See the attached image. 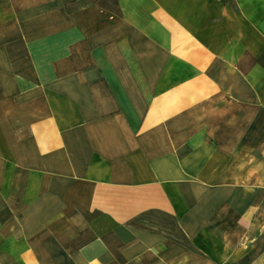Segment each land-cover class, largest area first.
Returning <instances> with one entry per match:
<instances>
[{"label": "crops", "instance_id": "1", "mask_svg": "<svg viewBox=\"0 0 264 264\" xmlns=\"http://www.w3.org/2000/svg\"><path fill=\"white\" fill-rule=\"evenodd\" d=\"M0 264H264V0H0Z\"/></svg>", "mask_w": 264, "mask_h": 264}]
</instances>
